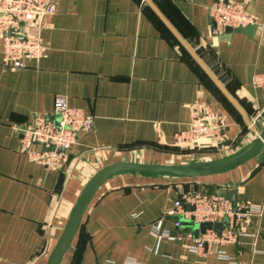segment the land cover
Wrapping results in <instances>:
<instances>
[{
  "label": "crops",
  "instance_id": "obj_1",
  "mask_svg": "<svg viewBox=\"0 0 264 264\" xmlns=\"http://www.w3.org/2000/svg\"><path fill=\"white\" fill-rule=\"evenodd\" d=\"M51 1L55 11L40 32L43 56L9 67L0 47V264H45L83 186L108 163H187L199 154L202 161L217 160L254 140L255 131L161 15L238 101L256 131L264 130V84L254 83L264 77V0H232L244 2L257 17L256 29H225L220 35L210 32L208 6L214 0H150L161 15L147 0ZM56 95L93 117L61 169L31 160L20 150L17 131L34 113H51ZM196 102L225 113L229 149L216 153L174 144ZM199 190L259 206L261 216L244 222L246 235L236 242L196 251L197 231L186 223L176 226V216L166 211L182 193ZM107 261L264 264V149L214 175L125 170L109 176L60 264Z\"/></svg>",
  "mask_w": 264,
  "mask_h": 264
},
{
  "label": "built area",
  "instance_id": "obj_2",
  "mask_svg": "<svg viewBox=\"0 0 264 264\" xmlns=\"http://www.w3.org/2000/svg\"><path fill=\"white\" fill-rule=\"evenodd\" d=\"M54 11L51 0H0V47L6 66L20 67L25 64V58L44 55L45 43L40 32ZM208 13L212 35L222 34L226 27L236 29L257 23V17L240 1L214 0L208 6ZM254 83L264 84V77H255ZM226 119L225 113L216 107L204 102L193 103L189 106L186 127L174 134V144L181 149H213L216 153L227 150L231 146V137L226 130ZM92 122V115L70 107L64 95H56L51 113H34L28 121L17 126L20 150L48 168L61 169L80 133L88 131ZM261 213L259 206L238 204L225 193L210 190L182 193L166 211L167 215L176 216L174 224L178 227L183 223L193 227L202 222L215 223L223 221V217L228 218L220 232L214 228L196 230L192 246L196 251L205 247L209 249L213 244L236 242L240 236L246 235L244 222L253 215L260 218ZM257 233L258 227L253 235ZM187 235L192 237L193 233L189 231ZM217 249L222 254L223 251Z\"/></svg>",
  "mask_w": 264,
  "mask_h": 264
},
{
  "label": "water",
  "instance_id": "obj_3",
  "mask_svg": "<svg viewBox=\"0 0 264 264\" xmlns=\"http://www.w3.org/2000/svg\"><path fill=\"white\" fill-rule=\"evenodd\" d=\"M147 2L150 3V5L153 7L150 0H147ZM153 8L157 11V13H159V11L155 7ZM161 17L168 24V26L171 28L177 38L181 41V43L185 45V47L192 53V55L200 63V65L216 82L219 88L228 97L229 101L238 109V111L241 113L250 128L255 131V138L250 143V145L242 151L226 158L217 160L201 161L197 163H153L126 160L108 163L100 167L93 173V175L87 180V182L83 186L66 220V223L61 230L57 241L55 242L51 252L47 257L45 264H60L62 257L64 256L67 248L69 247L78 226L80 225L81 219L88 207L91 198L95 194L100 184L114 173H117L119 171L131 170L179 177H198L205 175H214L234 169L235 167L253 158L262 149H264V130L256 131L253 123L249 120L238 101L223 86V84L212 73V71L203 63V61L196 54V52L183 40V38L178 34V32L165 20L162 15ZM232 29L234 28L226 27L227 31H230ZM236 29L246 32L247 34H252L256 29V24H247L245 26H240ZM227 220V217H223V221L221 222H202L197 225V230L204 231L206 228H214L216 231L220 232L223 227V222H226Z\"/></svg>",
  "mask_w": 264,
  "mask_h": 264
},
{
  "label": "rangeland",
  "instance_id": "obj_4",
  "mask_svg": "<svg viewBox=\"0 0 264 264\" xmlns=\"http://www.w3.org/2000/svg\"><path fill=\"white\" fill-rule=\"evenodd\" d=\"M235 152H237V151H235ZM232 154H234V151H233V153H225V154H221V156H220V158L222 159V158H226V157H228V156H230V155H232ZM202 156V154H199V156L197 157V158H190L188 161H187V163H197V162H200V161H202V160H204L205 158L204 157H201ZM214 157H219L218 155H213ZM209 161V160H208ZM193 228L195 229V230H197V225H194L193 226Z\"/></svg>",
  "mask_w": 264,
  "mask_h": 264
}]
</instances>
